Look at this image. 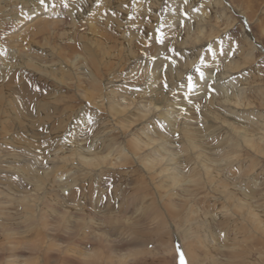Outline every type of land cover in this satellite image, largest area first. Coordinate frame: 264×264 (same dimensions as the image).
Listing matches in <instances>:
<instances>
[{
	"label": "rangeland",
	"instance_id": "1",
	"mask_svg": "<svg viewBox=\"0 0 264 264\" xmlns=\"http://www.w3.org/2000/svg\"><path fill=\"white\" fill-rule=\"evenodd\" d=\"M45 5L0 0V264H264V0Z\"/></svg>",
	"mask_w": 264,
	"mask_h": 264
},
{
	"label": "bare ground",
	"instance_id": "2",
	"mask_svg": "<svg viewBox=\"0 0 264 264\" xmlns=\"http://www.w3.org/2000/svg\"><path fill=\"white\" fill-rule=\"evenodd\" d=\"M189 23V22H188ZM189 25V24H188ZM90 27H91V29H92V32H94L95 31V27H94V25L93 24H90ZM28 64L31 66V68L32 69H34V70H38L39 69V66L38 65H36L35 63H33V62H28ZM230 67V66H229ZM233 67V66H232ZM235 67V66H234ZM237 67V66H236ZM238 69V68H237ZM230 70V69H229ZM154 72H156V69H155V71ZM210 73V72H209ZM205 83H206V81L205 82H202V84L200 83L199 85H197V87H200L201 89H202V92H203V96H204V98H205V104H204V106L202 107V108H198L197 109V111H199V113H197L196 112V115H199V116H197V117H195V116H193V114L195 115V110H193L192 111V109H194V108H188V109H190L192 112H188V113H190L191 115H185V120L183 121V124H185V125H188L189 126V128H188V130L190 129V130H194L193 132H195V130L197 131L198 130V132H204V131H206V128H202V130H200L197 126H193V125H196V124H201V122L202 123H206L207 121H206V119L208 120V122L209 121H211V120H215V119H218L219 120V118H221L222 117V114L221 113H219L220 111H218L217 113L216 112H214V111H212L211 109V107H213L214 105V103H216V102H218L219 104H220V106L221 105H226V104H233L234 106H239V105H241V103H240V99H239V97H238V93L236 94V95H233L232 97H229L228 95H222V96H220V97H215L212 93H210V92H208L207 91V89L204 87L205 86ZM211 85V84H210ZM231 85V84H230ZM185 86V85H184ZM212 87V86H211ZM196 89V88H195ZM214 90V89H213ZM154 93V96H158V97H154V100H156L155 101V103H154V105H155V108L156 109H158V107L161 109L163 106L164 107H179L180 105H183V106H185V104H176V105H174V104H170V103H168V101L166 100V95L164 96L163 94H159V92H157V91H153ZM157 94H159V95H157ZM221 95V94H220ZM153 98V97H152ZM168 99V98H167ZM171 102H173V101H171ZM145 103V102H144ZM143 103V104H144ZM149 103V102H148ZM217 103V104H218ZM144 106V105H143ZM151 106H152V104H151ZM158 106V107H157ZM217 106V105H216ZM219 106V105H218ZM152 108V107H151ZM216 107H214V109H215ZM163 109V108H162ZM167 109V108H166ZM155 110V109H154ZM159 110V109H158ZM173 110V109H172ZM174 111H176V110H174ZM178 111V116H180V115H182L183 113H181V111L180 110H177ZM216 111V110H215ZM162 113H164V116H163V118L165 119V120H167V121H171V123H174L173 122V120H172V118H175V116H171L169 113H171V109H167L166 111H162L161 112V114ZM219 113V114H218ZM140 116H146V113L145 114H139ZM184 117V116H183ZM211 117V118H210ZM210 118V119H209ZM219 122H220V120H219ZM221 123H224L225 125H230V122L226 119V118H223L222 120H221ZM220 123V124H221ZM207 124V123H206ZM195 127H197L196 129H195ZM205 127H207V129L210 127L209 125H205ZM230 127V126H229ZM209 129H211V128H209ZM206 133H204V134H202V136L203 135H205ZM190 134H188V133H186V140L185 141H188L189 140V136ZM201 135V134H200ZM202 143V142H201ZM203 144V143H202ZM173 147H171V149H172ZM198 148H199V150H201V151H206L205 150V148L204 147H202V145L200 144V142H198ZM174 154H175V152H174ZM85 160H87V159H85ZM174 168H175V166H174ZM44 174L46 175V176H49V172H44ZM190 255V254H189Z\"/></svg>",
	"mask_w": 264,
	"mask_h": 264
},
{
	"label": "snow or ice",
	"instance_id": "3",
	"mask_svg": "<svg viewBox=\"0 0 264 264\" xmlns=\"http://www.w3.org/2000/svg\"><path fill=\"white\" fill-rule=\"evenodd\" d=\"M185 2H187V0H185ZM39 3L41 4V5H45V0H39ZM46 6V5H45ZM195 10V9H194ZM157 32L159 33V29H157ZM157 41L158 42H163V37H162V35H157ZM169 51L170 52H173V53H175V49H172V48H170L169 49ZM176 55H179V53H175ZM229 55H231V53H229ZM165 59H169V60H171V57H165ZM172 63H173V65H175V61L173 60L172 61ZM200 63H204V60H203V58H201V61H200ZM167 68V65H165V69ZM197 70L199 71V67L197 66ZM201 75V78L203 79V73H201L200 74ZM195 87V84L192 82V79H191V77L189 76V78H188V89H189V91H191L193 88ZM209 88L211 89V85H209ZM92 121H91V118H89V123H91ZM161 127H163V125H161ZM89 131H91V129H89ZM177 251H179V249H177ZM180 264H185V261H184V259H183V255L181 254V257H180Z\"/></svg>",
	"mask_w": 264,
	"mask_h": 264
}]
</instances>
